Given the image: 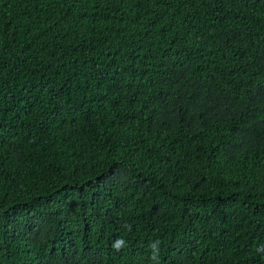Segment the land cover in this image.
Here are the masks:
<instances>
[{
	"label": "trees",
	"instance_id": "obj_1",
	"mask_svg": "<svg viewBox=\"0 0 264 264\" xmlns=\"http://www.w3.org/2000/svg\"><path fill=\"white\" fill-rule=\"evenodd\" d=\"M0 264H264V0H0Z\"/></svg>",
	"mask_w": 264,
	"mask_h": 264
},
{
	"label": "clouds",
	"instance_id": "obj_2",
	"mask_svg": "<svg viewBox=\"0 0 264 264\" xmlns=\"http://www.w3.org/2000/svg\"><path fill=\"white\" fill-rule=\"evenodd\" d=\"M124 241L122 240V239H119V240H117L115 243H114V245H113V247L117 250V251H119L120 250V248L124 245ZM155 244H153V246H154Z\"/></svg>",
	"mask_w": 264,
	"mask_h": 264
}]
</instances>
